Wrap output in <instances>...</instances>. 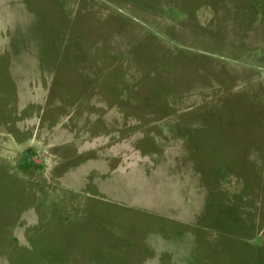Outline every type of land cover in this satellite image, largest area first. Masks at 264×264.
<instances>
[{
	"label": "rangeland",
	"instance_id": "374dc122",
	"mask_svg": "<svg viewBox=\"0 0 264 264\" xmlns=\"http://www.w3.org/2000/svg\"><path fill=\"white\" fill-rule=\"evenodd\" d=\"M0 44V264H264V0H0Z\"/></svg>",
	"mask_w": 264,
	"mask_h": 264
},
{
	"label": "crops",
	"instance_id": "0c3cea01",
	"mask_svg": "<svg viewBox=\"0 0 264 264\" xmlns=\"http://www.w3.org/2000/svg\"><path fill=\"white\" fill-rule=\"evenodd\" d=\"M0 46H3L2 44H0ZM58 54H59V56L60 55H62V56H64V54H63V52L62 51H58ZM1 62H0V68L2 67L3 68V66H1ZM3 65V64H2ZM4 68H6V65H5V67ZM40 71V69L38 70V72ZM90 71H87V73H89ZM8 78V77H7ZM258 78V77H257ZM260 79H262V77L260 78ZM36 85H35V87H30V89H35V91H38V94H37V97L40 95V94H43V96L46 94V92H47V89L45 88V86H43V84L40 82V84H38L37 82L35 83ZM0 87H1V85H0ZM4 87V86H3ZM34 96V95H33ZM33 96H31V98H34ZM33 101H27L26 103H31V104H35V103H32ZM171 115H173V114H171ZM92 124H90V126H91ZM49 125L47 124V125H45V135H44V141H45V144H43L42 146H43V148L41 147V149L39 150L40 152V158H41V161L42 160H44L45 159V162H49L50 161V158H51V156H52V154L55 156V159H57V158H62V159H64V158H68L69 157V155H76L78 152H75V150L74 151H72L71 153L69 152V150L71 149H69V150H67V151H65L64 149H61L62 148V145H63V143H61L60 141H59V139H58V137H56V136H51L50 134H48V133H50L51 131H50V129H49ZM90 129H91V127H90ZM108 130H110V129H108ZM92 131H95L94 129H91V135H93V136H91V135H86L85 137H84V139L83 140H85V142H86V145H88L87 144V142H88V140H90V137H99V136H103L102 135V133L101 132H99V133H96V132H92ZM48 132V133H47ZM107 132L108 131H106V135H109L110 136V133H113L114 132V130L111 132V131H109L110 133L109 134H107ZM127 131H124L123 133H121V134H123L124 136H126L125 135V133H126ZM129 132V131H128ZM127 132V133H128ZM104 133H105V131H104ZM88 139V140H87ZM96 140V139H95ZM74 144V143H73ZM70 145H71V143H70ZM98 145V144H97ZM61 146V147H60ZM89 147V146H88ZM124 153V152H123ZM70 158V157H69ZM68 158V159H69ZM73 159V157H71L69 160H72ZM241 185H244V183H242ZM241 185H240V188H241ZM247 185H244L243 187H246ZM231 192V191H230ZM237 193V192H236ZM236 193H234V194H236ZM229 196V195H228ZM245 196H248V195H246L245 194ZM259 215V214H258Z\"/></svg>",
	"mask_w": 264,
	"mask_h": 264
}]
</instances>
